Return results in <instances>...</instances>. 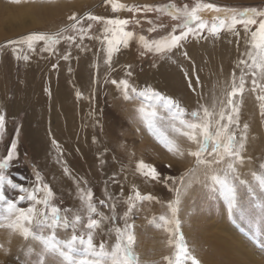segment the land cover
I'll return each mask as SVG.
<instances>
[{
	"label": "rangeland",
	"instance_id": "374dc122",
	"mask_svg": "<svg viewBox=\"0 0 264 264\" xmlns=\"http://www.w3.org/2000/svg\"><path fill=\"white\" fill-rule=\"evenodd\" d=\"M119 2L141 8L144 5H161L168 3H175L178 7L188 4L191 7L197 0H119ZM202 2L215 3L219 6L227 7L245 8L246 6H253L252 8L264 9V0H202ZM61 3L69 6L65 8ZM0 5V33L2 34V36L0 35V114L5 115V131L3 137L0 138V159L7 155L11 143L15 141L17 144V157L12 161V167L8 169V174L15 182L21 183L25 187H31L36 182V174L39 173V175L43 177V183L52 187L55 193L54 203L61 208H72L74 210L80 208V201L77 198V181H87V187H90L94 192V199L96 201L105 198V187H107L108 193H119V188L115 187L111 182L114 173L116 174L119 184L123 188L121 200H126L128 196L132 195L133 187L137 188L143 195L150 193L156 199L139 204L135 214L128 221L135 225L136 244L134 250L138 254L140 264H168V261L164 258H174L176 252L175 244L179 243V235H170L164 227L160 226L162 222L158 218L162 215L171 218L169 204L177 199V190H179L180 203L177 215L180 220V232L183 233L184 240L187 242L189 250L193 251V254L200 260L201 264H247L248 261V264H251L250 262H252V264H264V221H261L257 227V210L247 204H245L243 211L230 213L228 200L224 197L222 192L219 189L213 190L205 186L207 182L204 177L203 167L198 166L196 164V158L189 155L190 151L197 150L198 145L171 130L170 125L173 123H175L176 127L180 126L178 120L173 119L174 110L169 111L155 104V102L147 101L139 95L131 96L132 99L121 98L120 88L115 98L120 102L119 106L121 107L118 113L122 120V122L119 120V122H121L119 123L121 125V130L118 134L119 138L118 136L112 135V149L107 151L100 146L97 155L98 165L93 175L90 173L85 174L83 171L79 173L78 169L72 166V163H66V161L57 159L56 166L59 168V165H62V170H56V177L59 180L58 185L50 180L47 169L39 167L37 158L32 152L31 144H29L30 142L27 137L28 133L26 134L23 131V128L26 126L25 105L29 103L32 104L33 100L36 98L37 93L34 90L36 83H43L44 81V76L39 78L40 80L37 79L36 74L39 73L38 70L43 69L42 71L45 75V72L55 70L54 65H58L56 63L60 62L64 55L72 54V57H76L78 53L86 54L92 50L95 45L104 42V36L106 34L103 31L104 24L102 22L88 21L85 19L83 26L87 28V25L91 23L92 28L83 39H80L79 35L72 30L67 32L63 31L72 23L69 17L73 16V14H75L77 18H86V15L91 13L92 15L105 17L106 19H128L131 22L126 26V30L133 31L137 35H144L148 37L149 40L159 39L161 36L167 35L172 31L173 26L180 23V21L173 19L167 13L144 11L129 12L127 10L114 12L111 5L106 3V0H0ZM19 6H21V8ZM30 6L33 10L35 9L32 16L31 14H27V11L31 10L29 9ZM60 7L65 9L61 10V12H56V15L53 13V15L52 12ZM4 11L6 13H4ZM18 18H20V20H18ZM259 19L260 18L257 17L258 21ZM136 20H139L140 23L136 24ZM149 20L153 23L149 24ZM16 22H18V24ZM24 24L25 26H23ZM152 27L156 28L155 32L149 31ZM251 27L252 30L255 31L258 24ZM237 31L242 32L244 30L242 26L238 25ZM34 32H44L48 34L60 32L63 36H77V39L74 42L61 39L59 44L53 46V52L44 50V42H40L36 45L35 52H29L27 47L24 46L23 52L20 54L28 55L29 59L27 61L23 59L17 60L16 53L13 52L12 46H5L7 41L15 40ZM225 32L229 33L230 31L225 30L220 34ZM177 34H179V29H177ZM208 36L210 35L205 30L203 38ZM195 39L197 38L190 35L185 41L181 42V45L190 43ZM77 44L79 47H77ZM249 48V43L243 44L240 50L238 49L237 51V55L241 57L235 61L246 59L245 53ZM121 49H124L135 57L137 60L136 66L139 71H145L148 68L151 69L150 67L153 68L167 54L172 53L177 48L162 54L148 52L142 55L141 53L144 51L142 45H140L138 41L133 40L127 48L121 46ZM43 59L44 61L46 60V64L42 63ZM231 67L229 71L234 72L235 67H238V65ZM237 78L239 77L237 76ZM19 83L22 88L21 96H23V91L25 92L24 98H15L18 93L15 91ZM4 87H6V90L3 89ZM250 88L251 77L248 75L246 76L245 92L243 94L242 103L240 104V128L236 129V131L239 135V133L243 131V125H248L247 133L249 134H247L248 139L246 142L245 154L247 157H250V161L246 165L241 166V172L243 173L241 179L248 180L255 185V181L252 180L250 173L259 172L261 170V165H264V115H262L261 101L256 98L261 93L252 92ZM229 91L230 88L225 90V96ZM4 98L8 106L3 104ZM71 99L75 104L80 102V99L76 98V96H72ZM71 99L69 98L70 101ZM120 99L123 101L125 100V104L121 105ZM18 100L20 103H18ZM41 101L44 103L43 106H53L56 103L54 96H51L47 90H43V99ZM130 104L135 111H130L131 114H125L126 106ZM179 105L189 114L192 111L200 109L202 106H208L204 101L198 106L196 105L188 108L182 107L180 103ZM217 106H219V104ZM103 108L107 111L112 107L109 105ZM141 109H144V111H141ZM153 110L158 113L155 117L149 115ZM98 113L100 116V110ZM183 118L191 119V116L186 115ZM243 119L246 123L243 122ZM150 123L155 126L156 131L149 127ZM101 125L104 127V122H102ZM98 131V135L102 133L99 129ZM158 133H163L169 139L174 140L178 145L179 151H169L161 142V136L158 135ZM98 137L99 140H101V137ZM123 139L126 141L124 142L126 148L125 154L127 155V162L129 163L125 164V166L129 171V176L133 173L142 180V183H139L140 186L133 183V181L130 183L128 181L129 176L124 177L125 181L121 182L120 175H124V172L117 171L115 163L113 162V156L116 157L118 154V151L116 152L114 149V145L116 142L119 143V141ZM180 152H183V155H181ZM141 160L155 166L162 177H172L173 179L167 181H152L146 179L136 171V164ZM65 169H68V172H66ZM125 174L127 175L128 172L126 171ZM147 183H149L148 186ZM191 184L193 186H191ZM80 187H85V185L81 184ZM8 189L6 194L10 198L18 194V190H13L10 187H8ZM19 206L28 207L29 201H22ZM97 207L106 215L109 214L107 207L100 208L99 204H97ZM124 211L125 205L119 203L116 214L118 216L122 215ZM116 224L123 227V220L117 219ZM3 229L4 228H0V230ZM13 235H17V237L25 240V238L17 232H13ZM57 235L61 239H64L70 237L71 232L59 230ZM215 238L218 239L215 240ZM101 240L107 245H111L115 242V234H102L94 237V242L97 244H99ZM219 240L222 241L223 245L220 244ZM223 240L225 243H223ZM169 241L172 243L170 244ZM213 241H218V244H220L215 247L217 249H215V255H213L214 247L210 248L214 243ZM34 243L31 244L30 247L35 252L39 249L41 250V247L38 249ZM18 245L17 247L14 246L16 248L12 247L8 252H4L3 255H5V258L12 257L16 260H20L19 253L24 252V250L23 246L19 245L20 249ZM21 264L35 263L23 261Z\"/></svg>",
	"mask_w": 264,
	"mask_h": 264
},
{
	"label": "snow or ice",
	"instance_id": "6c2138e0",
	"mask_svg": "<svg viewBox=\"0 0 264 264\" xmlns=\"http://www.w3.org/2000/svg\"><path fill=\"white\" fill-rule=\"evenodd\" d=\"M114 12L127 10L129 12H159L167 13L173 19L180 21L173 26L172 31L159 39L149 40L144 35H137L133 31H127L126 26L131 22L128 19L108 18L92 15L77 18L75 14L69 17L72 23L63 31L72 30L79 35L80 39L91 30L92 24L87 28L83 26L86 20L102 22L104 24V41L107 44V63L111 64L113 55L119 53L121 46L127 48L131 41H138L142 45L143 52L164 53L178 48L182 41L190 35L196 38H203L206 30L210 36H219L222 31H230L239 35L237 26H242L244 32L250 37V48L245 53L246 59L238 62L241 68L240 76L237 78L235 71L232 73L230 91L226 93L223 100L219 101V107L213 104L212 107L202 106L190 114L181 108L179 103L171 97H166L159 92L148 89L137 93L135 87L129 84L127 79L111 83L121 88L125 98L131 99L129 92L136 93L149 102L173 111V119L178 120L179 127L175 123L170 125L171 130L180 136L186 137L189 141L198 145L197 150L190 151L189 155L196 158V164L204 169L206 187L213 190L219 189L228 200L229 212L243 211L245 204L257 210L256 226L264 221V165H261L259 172H251L252 182L241 179L243 173L241 166L250 161L246 156V142L248 125H243V131L237 133L240 128V104L245 92L246 76L251 77L252 92L261 93L256 98L261 101L262 115H264V9L257 8H236L219 6L215 3H204L197 0L193 6L184 4L178 7L175 3L161 5L129 6L119 0H106ZM259 17V21L257 20ZM136 24L140 21L136 20ZM149 24L153 22L148 21ZM255 31L253 25H257ZM179 29V34H177ZM155 32L156 28L149 29ZM61 39L74 42L77 36H63L60 32L48 34L34 32L15 40L7 41L5 46H12L16 53V59L27 61L28 55H21L23 47L26 46L29 52L36 51V45L44 42L45 51L53 52L54 45L60 43ZM77 47L79 45L77 44ZM186 55V53H185ZM63 59H69L66 54ZM55 67V65H54ZM131 67L130 65L128 66ZM131 73H129L130 75ZM144 111V109H141ZM149 115L155 117L158 113L153 110ZM190 115L191 119L183 117ZM149 127L156 131L153 124ZM5 131V115L0 114V138ZM161 142L169 151H179L178 145L163 133ZM17 144L11 143L7 155L0 159V228H7L19 233L25 239H31L41 247L37 254V264H48L50 258L52 264H140L138 254L134 250L136 244L135 225L129 223V219L135 214L139 204L145 201H152L154 198L150 193L147 195L133 187L132 195L126 200H121L123 188L119 184L114 173L111 182L119 193H108L107 187L104 191V199L96 201L94 192L87 187V181H77V198L80 201L79 209L61 208L54 203L55 193L52 187L43 183V177L36 174V182L31 187H25L15 182L8 174L12 167V161L17 157ZM183 155V152H180ZM68 172V169H65ZM136 171L146 179L152 181L171 180L172 177H162L156 167L144 161L136 164ZM84 184L85 187H80ZM18 190L15 197H9L7 189ZM29 201L28 207H20L22 201ZM119 203L125 205L122 215H117ZM179 190L177 199L169 204L171 218L162 215L158 219L170 235H179V243L175 244L176 252L173 257H165L168 264H201L193 251L189 250L183 233L180 232L179 211ZM100 208L107 207L109 214L106 215ZM117 219L123 220V227L116 224ZM59 230L70 231L71 236L61 239L57 233ZM79 233V234H78ZM115 234V242L107 245L103 240L99 244L94 242L96 235ZM171 244L172 242L169 241ZM3 247V245H0ZM34 250L29 247L26 255L32 256Z\"/></svg>",
	"mask_w": 264,
	"mask_h": 264
},
{
	"label": "bare ground",
	"instance_id": "6f19581e",
	"mask_svg": "<svg viewBox=\"0 0 264 264\" xmlns=\"http://www.w3.org/2000/svg\"><path fill=\"white\" fill-rule=\"evenodd\" d=\"M61 4L62 6L64 5L65 8L69 6L67 4ZM19 7L21 8V6ZM30 7L29 9L31 10H28L27 14H31L32 16L35 9L33 10V8ZM65 8H57L52 14L61 12V10ZM5 11L4 13L8 12ZM18 20H20V18H18ZM16 23L18 24V22ZM23 26H25V24ZM0 35L2 36L1 33ZM249 38L248 34L244 31L239 32V35L234 32H225L219 36L197 38L190 43L182 44L172 53L167 54L153 68L150 67L151 69L148 68L145 71H139L137 69V60L124 49H121L119 53L113 55L111 64L107 63V44L104 41L101 44L95 45V47L86 54L78 53L76 57H72V54H68L70 57L69 59H61L60 62L56 63L58 65L55 66V70L47 71L45 75L42 71L43 69H39V73H35L36 77L39 79L44 76V81L43 83H36L34 90L38 97L36 96L32 104L29 103L25 105L26 126L23 128L24 133H28L27 137L30 142L29 144H31L32 152L37 158L39 167L47 169L50 180L56 185H58L59 181L56 177V170H62V165H59V168L56 166L57 159L66 161V163H72V166H75L79 173L83 171L85 174H95L98 165L97 155L100 146L107 151L111 150L113 144L112 135L118 136L119 138L118 134L121 130V125L119 123H121L122 120L118 114L121 107L119 106L120 102L115 98L119 93L120 87L111 83L112 80L121 81L127 79L129 84L136 88L137 93L151 89L166 97H171L185 108L198 106L202 101L210 108L213 104L218 105L219 101L225 98V90L230 88L231 85L233 72L229 70L232 68L231 66L238 65L237 62H239V60H235L241 57L237 55V51L238 49L240 50L243 44L249 43ZM45 61L43 59L42 63L46 64ZM129 65L131 66L130 68L128 67ZM234 70L239 77L241 68L235 67ZM129 73L131 74L129 75ZM20 83L17 85L15 92L18 93L15 98L25 97L24 91V97L21 96L22 88L20 87ZM3 89L6 90V87ZM43 90H47L51 96H54L56 100L55 105L43 106L44 103L41 101L43 99ZM134 95L137 94L129 92V96L133 97ZM72 96L79 98L80 102L75 104L71 99ZM120 96L126 99L122 90ZM120 100L121 105L125 104V100ZM18 103H20L19 100ZM3 104L8 106L5 98L3 99ZM109 105H111L112 108L105 111L103 107ZM98 109L100 110V116ZM130 111H135L131 104L126 106L125 114H131ZM119 120L121 122H119ZM102 122H104V127L101 125ZM243 122L246 123L244 119ZM98 129L102 132L99 135ZM98 136L101 137V140H99ZM123 140H120L119 143L116 142L114 145V149L116 152L118 151V154L116 157L113 156L112 158L117 171L124 172V175H120L121 182L125 181L124 177L129 176V171L125 166V164H129L126 158L127 155L125 154L126 148L124 142L126 141L125 139ZM126 171L128 172L127 175L125 174ZM133 175L132 173L131 176L128 177V181L130 183L133 181V183L140 186L139 183H142V180H140L137 175ZM148 184L149 183H147V186ZM191 186L193 185L191 184ZM218 238H215V240ZM23 240L24 239L17 237V235H13L10 229L4 228L0 230V245H3V247L0 248V253H2L0 254V264H21L23 261L37 264V254L41 251L39 249L40 245L38 242L34 243L35 241L31 239ZM31 242H33L39 250L36 252L34 251L32 256H28L26 253L27 249L33 244ZM218 243V241H215L212 245L210 244V248L214 247V250L212 249L214 251L213 255H215L217 250L215 248L217 247L216 245H223L222 241H220V244ZM223 243H225L224 240ZM18 244L23 246L24 250V252L19 253L20 260H16L12 257L5 258L3 253L8 252L9 249L14 246L17 247ZM250 263L252 264V262ZM48 264H52L51 259H48ZM56 264H58V261Z\"/></svg>",
	"mask_w": 264,
	"mask_h": 264
},
{
	"label": "trees",
	"instance_id": "16d2710c",
	"mask_svg": "<svg viewBox=\"0 0 264 264\" xmlns=\"http://www.w3.org/2000/svg\"><path fill=\"white\" fill-rule=\"evenodd\" d=\"M253 6H246L245 8H252Z\"/></svg>",
	"mask_w": 264,
	"mask_h": 264
}]
</instances>
